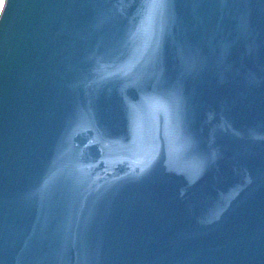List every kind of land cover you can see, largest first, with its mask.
<instances>
[{
	"label": "water",
	"instance_id": "obj_1",
	"mask_svg": "<svg viewBox=\"0 0 264 264\" xmlns=\"http://www.w3.org/2000/svg\"><path fill=\"white\" fill-rule=\"evenodd\" d=\"M0 264H264V0H3Z\"/></svg>",
	"mask_w": 264,
	"mask_h": 264
},
{
	"label": "trees",
	"instance_id": "obj_2",
	"mask_svg": "<svg viewBox=\"0 0 264 264\" xmlns=\"http://www.w3.org/2000/svg\"><path fill=\"white\" fill-rule=\"evenodd\" d=\"M2 2H3V0H0V8H1V5H2Z\"/></svg>",
	"mask_w": 264,
	"mask_h": 264
}]
</instances>
